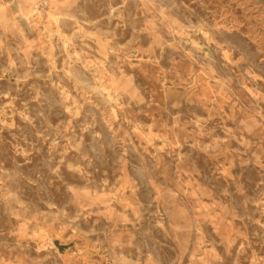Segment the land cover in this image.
<instances>
[{"label": "rangeland", "instance_id": "obj_1", "mask_svg": "<svg viewBox=\"0 0 264 264\" xmlns=\"http://www.w3.org/2000/svg\"><path fill=\"white\" fill-rule=\"evenodd\" d=\"M0 264H264V0H0Z\"/></svg>", "mask_w": 264, "mask_h": 264}]
</instances>
